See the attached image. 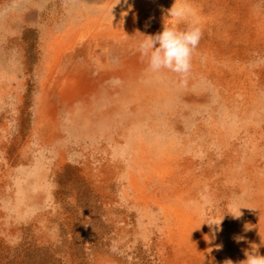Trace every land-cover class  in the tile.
I'll use <instances>...</instances> for the list:
<instances>
[{"label": "rangeland", "instance_id": "obj_1", "mask_svg": "<svg viewBox=\"0 0 264 264\" xmlns=\"http://www.w3.org/2000/svg\"><path fill=\"white\" fill-rule=\"evenodd\" d=\"M175 2L0 0V264L264 255V0ZM193 22L190 72H152Z\"/></svg>", "mask_w": 264, "mask_h": 264}, {"label": "clouds", "instance_id": "obj_2", "mask_svg": "<svg viewBox=\"0 0 264 264\" xmlns=\"http://www.w3.org/2000/svg\"><path fill=\"white\" fill-rule=\"evenodd\" d=\"M169 16L174 17L178 22L185 21L189 17H194L195 11L186 0L182 3H177L176 0L173 7L169 9ZM202 35V29L197 22H193L183 31L175 25L169 27L165 24L162 32L154 36H146L147 39L139 43L138 51L142 58L148 59L149 68L152 72L159 73L168 70L185 75L191 70L193 54L202 39ZM229 212L233 214L234 218L238 219L241 216L235 211ZM221 221L213 220L207 223L210 226L215 224L218 227ZM246 264H264V255L247 254Z\"/></svg>", "mask_w": 264, "mask_h": 264}, {"label": "bare ground", "instance_id": "obj_3", "mask_svg": "<svg viewBox=\"0 0 264 264\" xmlns=\"http://www.w3.org/2000/svg\"><path fill=\"white\" fill-rule=\"evenodd\" d=\"M100 28V27H99ZM108 28V27H107ZM96 29V28H95ZM111 31V30H110ZM104 33V32H103ZM120 33H122L121 31H120ZM138 191V190H137Z\"/></svg>", "mask_w": 264, "mask_h": 264}]
</instances>
